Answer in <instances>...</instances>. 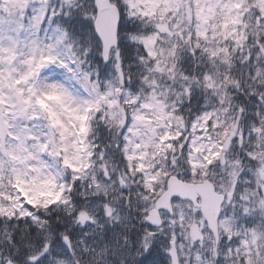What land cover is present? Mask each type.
<instances>
[{
    "label": "snow or ice",
    "instance_id": "snow-or-ice-1",
    "mask_svg": "<svg viewBox=\"0 0 264 264\" xmlns=\"http://www.w3.org/2000/svg\"><path fill=\"white\" fill-rule=\"evenodd\" d=\"M0 264H264V0H0Z\"/></svg>",
    "mask_w": 264,
    "mask_h": 264
}]
</instances>
